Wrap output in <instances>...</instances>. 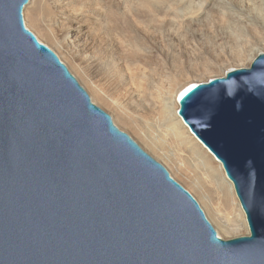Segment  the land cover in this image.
<instances>
[{"label":"water","instance_id":"obj_1","mask_svg":"<svg viewBox=\"0 0 264 264\" xmlns=\"http://www.w3.org/2000/svg\"><path fill=\"white\" fill-rule=\"evenodd\" d=\"M28 2L0 0V264H264V52L178 100L245 215L223 240L25 27Z\"/></svg>","mask_w":264,"mask_h":264},{"label":"rangeland","instance_id":"obj_2","mask_svg":"<svg viewBox=\"0 0 264 264\" xmlns=\"http://www.w3.org/2000/svg\"><path fill=\"white\" fill-rule=\"evenodd\" d=\"M32 1L30 0V2ZM137 1L135 14L131 13L130 17L128 16L129 19L123 15L118 17L106 13L111 21L108 30L112 29L117 34L119 59L114 55L110 57L107 52H103L100 46L96 49H90L92 42H85L82 48L73 53L64 52L47 40L39 29L32 25L34 10L29 11L30 3L28 6L26 5L27 7L25 6L28 9L27 13L23 11L25 16L22 15L24 24L33 26L44 43H49L50 47L56 51L55 53L52 50L87 93L91 103L105 112L118 130L127 134L151 158L160 163L173 180L195 197L194 199L199 206L203 207L209 216L206 204L198 193L190 190L189 181L184 176L199 177L202 173L200 166L193 159H190L191 157L187 153L176 150L177 155L188 157V159L182 160L184 173L177 172L170 160L166 161L163 157L154 155L137 141L131 128L119 122L117 112H114V105H126L130 94L134 92L150 90L157 96L164 91L173 89L177 84L184 81L195 79L205 82L208 78L222 77V70L228 66L233 67L232 69L248 68L252 62L250 59L256 57L258 53L264 52V49L260 50L261 48H258L251 51L250 59L229 62L234 58L233 55L236 51L231 50L230 44L227 49H224L212 45V41H216V37H219L220 34L230 33L231 28L235 27L234 16L236 18V16L252 15V20L261 22L264 29V13H262V11L264 12V0H251L250 3H254L252 5L254 7L251 9L242 3L250 0ZM201 4H205L203 10L207 12L199 11L202 15L200 18L203 20L205 16H208L209 19H204V22L199 21L202 25L197 23L196 19L190 22L187 21L186 14L191 11L196 12V10L198 12V7ZM221 4L228 9L225 11L226 13H223L224 11L220 7ZM205 6L208 8L206 9ZM219 8L222 10L221 12ZM208 12L209 14H207ZM221 13L225 15L222 16ZM229 16H233L231 20H229ZM182 20L184 21L183 24ZM230 24L233 25L230 26ZM89 58H97L101 61H108V63L106 62L102 68L94 67L89 65ZM150 84L151 88H149ZM208 190L212 198L215 197V194H212V189L208 188ZM215 209L223 210L225 207L216 204ZM209 222L214 229H217L211 221ZM231 234L222 232L221 237H219L223 240L235 238Z\"/></svg>","mask_w":264,"mask_h":264},{"label":"bare ground","instance_id":"obj_3","mask_svg":"<svg viewBox=\"0 0 264 264\" xmlns=\"http://www.w3.org/2000/svg\"><path fill=\"white\" fill-rule=\"evenodd\" d=\"M137 2V0H33L32 2L29 0L27 6L30 3L29 11L34 10L32 25L37 27L47 40L51 41L62 51L73 53L82 48L85 42H92L90 49H96L100 46L103 52H107L110 57L114 55L119 59L117 34L112 29L108 30L109 26H111V21L106 13H111L118 17L123 15L128 18L131 13L135 12V4ZM250 2L251 0L243 1L242 3L251 9L254 7H252L254 3L251 4ZM204 5L201 4L198 7L197 13L192 11L187 13V21L189 20L190 22L196 19L197 23H200L201 21L204 22V19H209L208 16H205L203 20L200 18ZM26 7H24L23 11L27 13L28 9ZM220 7L224 11L223 13L228 10L224 5ZM221 9L219 8L220 12L222 11ZM25 12L23 13L24 16ZM206 12L203 10V13ZM223 13H221L222 16L225 15ZM262 13L264 12L262 11ZM229 17V20H231L233 16ZM233 18L235 27L231 28L230 33L228 32L229 34H218L219 37H216L218 43L212 41V45L227 49L230 44L231 50L236 52L233 55L234 58L229 62L250 59L251 51H255L258 48H261L260 50L264 49L263 26L261 22L252 20V15L236 16V18L234 16ZM183 23L184 21L182 20ZM200 24L202 25V23ZM33 26L25 24V27L30 32H33L40 43L54 51L49 43H44L43 39L35 32ZM54 52L56 53V51ZM254 58L252 57L250 61ZM106 62L108 63V61H101L97 58H89V65L94 67L102 68ZM232 68L228 66L222 70L221 75L224 76L225 72L232 70ZM200 82L202 81L195 79L184 81L177 84L173 89L164 91L157 96L150 90L131 93L126 105H114V112H117V118L121 124L131 128L133 135L141 145L154 155L161 156L166 161L170 160L177 172L184 173L182 160H186L188 157L177 155L176 150L187 153L191 157L189 158L200 166L202 173L199 177L184 176L189 181L190 190L198 193L206 204L209 216L204 208H201L208 220L217 227L215 229L218 236L221 237L222 232L232 233V237L247 235L248 229L245 215L235 195L233 185L227 179L221 163L191 134L177 114L179 98L188 90L187 87L189 85ZM151 87L150 84L149 88ZM95 101L97 102V100ZM208 188L212 189V194H215V197L212 198ZM193 198L195 197L193 196ZM216 204L225 207V209L216 210Z\"/></svg>","mask_w":264,"mask_h":264}]
</instances>
